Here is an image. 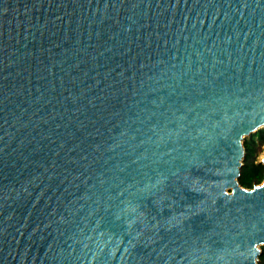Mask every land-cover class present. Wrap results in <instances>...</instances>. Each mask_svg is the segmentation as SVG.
I'll return each mask as SVG.
<instances>
[{
  "label": "water",
  "instance_id": "water-1",
  "mask_svg": "<svg viewBox=\"0 0 264 264\" xmlns=\"http://www.w3.org/2000/svg\"><path fill=\"white\" fill-rule=\"evenodd\" d=\"M262 128L264 0H0V264H259Z\"/></svg>",
  "mask_w": 264,
  "mask_h": 264
},
{
  "label": "trees",
  "instance_id": "trees-1",
  "mask_svg": "<svg viewBox=\"0 0 264 264\" xmlns=\"http://www.w3.org/2000/svg\"><path fill=\"white\" fill-rule=\"evenodd\" d=\"M256 137L261 138L264 141V130H260L257 135H253L249 140L244 141L246 148V158L242 168V175L240 178V183L246 188H253L257 183L260 184L264 180V164L256 163L251 158L254 156V153H251L250 146L252 144L256 145ZM250 145V146H249ZM260 261L264 262V253L260 257Z\"/></svg>",
  "mask_w": 264,
  "mask_h": 264
},
{
  "label": "rangeland",
  "instance_id": "rangeland-1",
  "mask_svg": "<svg viewBox=\"0 0 264 264\" xmlns=\"http://www.w3.org/2000/svg\"><path fill=\"white\" fill-rule=\"evenodd\" d=\"M261 130V129H260ZM258 130L257 132H255L254 134L250 135V136H247L245 138V140H249L253 135H257L259 133ZM262 130H264V128H262ZM250 146V145H249ZM250 149L252 150L251 153H254V156L251 158V160H254L256 163H262L263 159H264V141L259 138V137H256V145L252 144L250 146ZM245 162V160H244ZM264 181V180H263ZM257 184V183H255ZM261 184V183H260ZM260 249L262 250V252L264 253V244L263 245H260ZM261 257V256H260ZM259 264H264V262L262 263L259 259Z\"/></svg>",
  "mask_w": 264,
  "mask_h": 264
}]
</instances>
